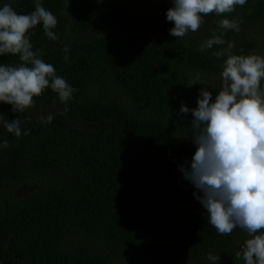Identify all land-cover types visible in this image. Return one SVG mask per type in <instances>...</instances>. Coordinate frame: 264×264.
<instances>
[{"label":"trees","instance_id":"trees-1","mask_svg":"<svg viewBox=\"0 0 264 264\" xmlns=\"http://www.w3.org/2000/svg\"><path fill=\"white\" fill-rule=\"evenodd\" d=\"M6 3L29 14L36 0ZM40 3L56 16L59 39L39 24L29 30L33 51L76 91L67 112L50 87L23 114L0 102V264H212L209 253L216 264H244L236 252L245 230L219 234L180 170L197 148L192 114L180 108H195L203 87L215 98L227 42L232 54L264 56V0L208 14L183 38L169 33L173 0ZM224 16L242 18L240 31L222 33ZM214 33L226 43L200 51ZM19 63L0 56V65ZM49 113L53 121L41 122ZM17 118L20 137L4 127Z\"/></svg>","mask_w":264,"mask_h":264},{"label":"clouds","instance_id":"clouds-1","mask_svg":"<svg viewBox=\"0 0 264 264\" xmlns=\"http://www.w3.org/2000/svg\"><path fill=\"white\" fill-rule=\"evenodd\" d=\"M247 0H173L167 10V20L174 22L169 33L183 38L189 31L196 32L204 23L203 17L215 13L234 12L236 6ZM241 19L224 16L218 21L221 32L240 31ZM42 24L46 36L57 41L56 16L36 0L35 10L18 14L10 4L0 7V56L18 55L16 66L0 65V102L12 105L13 113L23 114L34 107V97L41 96L50 87L66 103L76 91L66 80L56 74L55 68L40 58V50L33 51L29 30ZM223 35L200 44V51L223 45ZM227 42V59L222 66L220 87L215 92L209 87L200 89L197 106L181 105L180 115L191 112L190 137L197 148L190 167L180 166L184 178L199 193L196 199L206 210L207 219L219 234L228 235L237 227L245 230L247 239L236 252L244 264H264V56H247L231 53ZM68 52V46L64 47ZM215 57L226 54L225 49L214 51ZM68 60V56H65ZM199 77H197V80ZM51 81V83H50ZM196 84L190 83L189 86ZM212 89L217 84L211 85ZM63 114V113H61ZM3 114H0V119ZM41 122L50 124L54 115L41 116ZM21 118L5 120L4 127L16 137L22 134ZM25 135L27 132L24 133ZM8 147V142H3ZM207 259L216 264L219 255L208 254Z\"/></svg>","mask_w":264,"mask_h":264},{"label":"rangeland","instance_id":"rangeland-1","mask_svg":"<svg viewBox=\"0 0 264 264\" xmlns=\"http://www.w3.org/2000/svg\"><path fill=\"white\" fill-rule=\"evenodd\" d=\"M261 39L264 40V37H262ZM219 80H220V77L217 78V79H213V80H211V81H212V85H213V84H217V88H216V89H219V87H220V82H219Z\"/></svg>","mask_w":264,"mask_h":264}]
</instances>
